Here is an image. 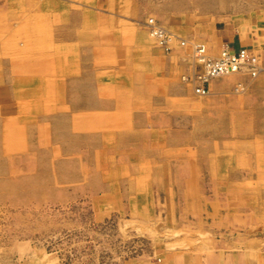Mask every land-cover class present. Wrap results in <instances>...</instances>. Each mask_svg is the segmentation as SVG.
Returning <instances> with one entry per match:
<instances>
[{
	"label": "rangeland",
	"instance_id": "1",
	"mask_svg": "<svg viewBox=\"0 0 264 264\" xmlns=\"http://www.w3.org/2000/svg\"><path fill=\"white\" fill-rule=\"evenodd\" d=\"M166 1L200 10L198 0ZM221 1L217 9L228 12L264 7V0ZM60 10L66 13L63 5ZM148 18L157 16L140 26L159 47ZM3 20L0 264H125L142 256L176 264H264V123L258 122L264 118H242V104L236 118L228 117L234 108L228 102L212 101V90L196 93L189 79L203 65L190 54L199 69L180 76L188 102L150 101L157 104L151 110L120 99L123 87L109 77L122 72L117 68L103 70L107 84L98 91L106 97L88 111L84 101L68 99L71 74H33V68L28 84L15 86L3 59L16 54L5 49H27L28 65L50 60L54 24L34 20V33L23 36L5 30L21 29V21ZM233 91L240 98L246 89L237 82ZM151 117L170 130L147 127ZM134 126L137 140L125 141L137 133Z\"/></svg>",
	"mask_w": 264,
	"mask_h": 264
},
{
	"label": "crops",
	"instance_id": "2",
	"mask_svg": "<svg viewBox=\"0 0 264 264\" xmlns=\"http://www.w3.org/2000/svg\"><path fill=\"white\" fill-rule=\"evenodd\" d=\"M198 3L200 10L195 12L189 7V3L183 1L178 4L166 0H0V20L8 19L16 23L21 21L22 24L21 29L5 28L6 34L10 31L13 35L16 32L28 36L29 33H34L33 27L37 20L43 23L45 20H52L54 24L50 60L46 61L44 57L33 65H28L25 56L27 49H5L6 54H16L14 58L3 59L12 75L11 83L15 86L28 84L24 79L29 77L28 71L33 68V74L45 69H53L54 75L58 70V76L71 74L65 82L72 86L68 89V99L84 101V107L88 111L98 107L99 99L106 97L98 91L103 89L104 83L107 84L103 70L117 68L122 72L109 77L117 78L113 80L114 85L123 87L124 94L120 99L137 100V106L149 107L151 110L157 104L149 103L150 101L188 102L189 97L181 92L184 88L180 76L199 69L196 62L191 63L187 57L192 44H203L211 57H215L222 46L231 51L246 47L257 53L264 65V7L250 12H245V9L228 12L227 9H217L222 4L221 0H198ZM40 5L57 7L49 8L52 14L47 17L46 12L50 13L47 8L42 7L39 11L33 9ZM62 5L66 9L63 14L60 10ZM12 7L17 8V12ZM150 14L157 16L156 20L167 31L186 41V45H172V42L169 52L154 45L139 23ZM61 47L71 51L61 53ZM45 54L49 55V52ZM78 60L81 61L80 65L76 64ZM77 69H84V72H77ZM262 71L255 77L239 72L229 78L214 79L207 84L208 92L212 90L209 97L214 102H228V105L234 107L228 109L225 114L228 117L236 118V106L242 104V118H264V70ZM79 73L81 77L72 76ZM13 77H20L21 80H13ZM237 82H241L246 89L240 98L233 91ZM56 83L55 81L53 84L57 85ZM126 116L127 113H124L123 120ZM197 122L199 123L198 120ZM258 122L264 123V120ZM122 123L126 125L125 121ZM164 123L151 117L147 127H155L160 133H167L170 129L165 128ZM229 124L230 122L227 125ZM134 128L137 133L125 135V141L133 143L139 133L135 126ZM125 264L176 263L156 262L142 256L130 259Z\"/></svg>",
	"mask_w": 264,
	"mask_h": 264
},
{
	"label": "built area",
	"instance_id": "3",
	"mask_svg": "<svg viewBox=\"0 0 264 264\" xmlns=\"http://www.w3.org/2000/svg\"><path fill=\"white\" fill-rule=\"evenodd\" d=\"M145 24L151 37L166 52L170 50V43L174 40L179 41L181 44L186 43L183 39L167 31L154 18H148ZM190 56L203 65V72L193 73L189 79L194 82V91L198 94L208 92L207 84L213 78L239 72L248 73L250 76L255 77L262 71L256 55L246 47L231 51L228 47L222 46L217 55L211 57L207 54L203 44H192Z\"/></svg>",
	"mask_w": 264,
	"mask_h": 264
}]
</instances>
